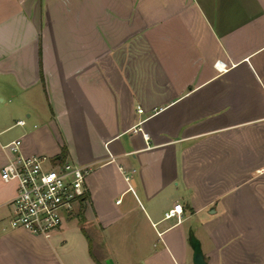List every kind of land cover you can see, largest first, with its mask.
Here are the masks:
<instances>
[{
	"label": "crops",
	"instance_id": "crops-1",
	"mask_svg": "<svg viewBox=\"0 0 264 264\" xmlns=\"http://www.w3.org/2000/svg\"><path fill=\"white\" fill-rule=\"evenodd\" d=\"M18 138L92 168L49 239L6 223ZM84 223L93 264L113 227L131 264H193L191 235L207 264H264V0H0V264H67Z\"/></svg>",
	"mask_w": 264,
	"mask_h": 264
},
{
	"label": "built area",
	"instance_id": "built-area-1",
	"mask_svg": "<svg viewBox=\"0 0 264 264\" xmlns=\"http://www.w3.org/2000/svg\"><path fill=\"white\" fill-rule=\"evenodd\" d=\"M17 123L25 124V120L19 119ZM21 147L20 138L4 145L10 157L1 169V176L18 184L17 193L9 202L12 214L6 223L49 239L85 198V180L92 168L63 157L27 155ZM182 212L183 204L175 203L165 212V218L181 221Z\"/></svg>",
	"mask_w": 264,
	"mask_h": 264
},
{
	"label": "rangeland",
	"instance_id": "rangeland-1",
	"mask_svg": "<svg viewBox=\"0 0 264 264\" xmlns=\"http://www.w3.org/2000/svg\"><path fill=\"white\" fill-rule=\"evenodd\" d=\"M11 181V180H9ZM15 182V181H13ZM127 222V221H126ZM136 220H129L128 223H137ZM82 225L88 228V224H79L78 228L75 226L70 230L68 228V236H66L65 241L59 242V247L61 249V257L65 258V262L68 264L70 262H78L79 264H93V259L89 253L88 239L84 231L82 230ZM131 229L128 231L121 230L119 227H113L106 230V232H99L95 230H90V235L94 240V254L95 257L104 260L107 264L111 261H115L117 264H131L135 253L129 252L128 248L136 244L138 238H136L132 233ZM103 234L102 236H98ZM143 240V239H142ZM151 245L153 242L157 241V235L151 232L147 236L144 242Z\"/></svg>",
	"mask_w": 264,
	"mask_h": 264
},
{
	"label": "water",
	"instance_id": "water-1",
	"mask_svg": "<svg viewBox=\"0 0 264 264\" xmlns=\"http://www.w3.org/2000/svg\"><path fill=\"white\" fill-rule=\"evenodd\" d=\"M191 246L194 250L193 252V264H207L202 246L201 241L195 235H191L190 238Z\"/></svg>",
	"mask_w": 264,
	"mask_h": 264
}]
</instances>
